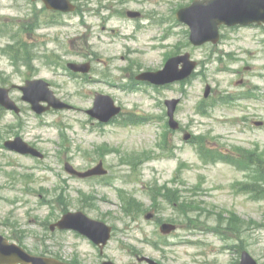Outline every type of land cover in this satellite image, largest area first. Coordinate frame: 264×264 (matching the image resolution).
Returning <instances> with one entry per match:
<instances>
[{
	"label": "rangeland",
	"instance_id": "374dc122",
	"mask_svg": "<svg viewBox=\"0 0 264 264\" xmlns=\"http://www.w3.org/2000/svg\"><path fill=\"white\" fill-rule=\"evenodd\" d=\"M120 1L124 4L84 0L81 8L97 10L107 4L113 16L125 7L143 11L152 20L136 24L133 30V21L112 19L106 24L109 30H100V18L83 12L84 20L94 24L91 30L79 17L72 19L73 27L42 25L25 30L20 38L26 47L12 46L17 55L26 51L24 63L21 57L15 61L3 46L18 39L19 30L14 28L24 20L38 17L43 22L51 15L40 13L41 5L29 0H0V86L10 87L24 109L20 118L12 111L0 115V233L32 253H53L76 264H102L105 259L148 264L137 256L160 264H237L241 250L264 264V197L254 200L238 189L255 175L217 157L221 151L235 149L255 150L264 158V28L224 27L218 44L194 47L187 45V31L170 27L173 18L167 17L187 0ZM143 23L149 25L147 29L140 28ZM91 50L98 51L99 59L109 60L98 62L95 57L94 74L106 68L113 78L109 81L122 85L127 84L123 77L162 68L176 51L192 53L199 61L198 75L184 86V92L182 85L123 91L106 83L85 85L49 64L48 55L53 53L67 62H81L84 58L76 53H90V58ZM30 77L52 82L58 96L74 108L37 116L14 86ZM207 85L211 90L205 98ZM96 90L111 94L126 114H151L155 122L95 126L85 110L92 106ZM231 96L239 98L222 101ZM171 98L181 99L177 130L168 125L165 101ZM187 134L196 136L201 148L185 143ZM16 136L45 157L6 150L4 141ZM100 160L108 170L104 182L81 180L65 170L66 162L85 170ZM64 208L83 210L115 228L103 254L84 238L49 229ZM162 222L175 223L177 229L163 236Z\"/></svg>",
	"mask_w": 264,
	"mask_h": 264
},
{
	"label": "water",
	"instance_id": "95a60500",
	"mask_svg": "<svg viewBox=\"0 0 264 264\" xmlns=\"http://www.w3.org/2000/svg\"><path fill=\"white\" fill-rule=\"evenodd\" d=\"M48 7L55 9L69 10L70 5L66 0H44ZM179 17L191 28V40L197 44H203L207 41L217 42L220 38L219 26L227 25H249L252 23H264V0H195L194 3L179 12ZM183 67L180 68V64ZM74 70L87 71L84 65L70 64ZM196 66V62L190 60V55H180L171 58L165 68L155 73H145L142 78L149 79L155 83H166L175 80H180L188 77ZM24 91L23 99L32 103V107L37 112H43L50 106L55 108L69 107L58 99L53 91L49 88V84L42 80H27L25 86H21ZM209 90V88H208ZM41 101H47L49 106L45 107L40 104ZM0 102L7 108L18 110V107L8 96V89H0ZM178 100L168 101L169 115L171 117V126L176 128L178 123L174 120V111ZM120 108L114 105V101L109 96L97 95L95 107L90 110V113L100 118L108 120L113 115L117 114ZM6 145L24 153H33L38 155L39 152L25 143L21 138H16L13 141L6 142ZM67 169L75 174L85 176L92 174L104 173L106 170L102 168L100 163L94 169L88 172H78L67 164ZM152 215L149 214L148 217ZM56 224L52 227L54 228ZM61 228H76L83 233L93 235L98 241V236L102 237L104 243L110 236L111 227L105 223L90 219L82 212L69 213L57 223ZM163 228H173L170 225H164ZM66 264L53 258L36 257L26 253L22 248L8 244L7 240L0 237V264L14 263L17 264ZM152 264H156L151 261ZM107 264H112L107 262ZM241 264H255L254 260L245 252Z\"/></svg>",
	"mask_w": 264,
	"mask_h": 264
},
{
	"label": "flooded vegetation",
	"instance_id": "af4514ba",
	"mask_svg": "<svg viewBox=\"0 0 264 264\" xmlns=\"http://www.w3.org/2000/svg\"><path fill=\"white\" fill-rule=\"evenodd\" d=\"M76 5H77V8H79V3L81 4V3H83L82 1H84V0H72ZM124 1H126V0H124ZM127 2V1H126ZM118 3L120 4H124V2H122V1H120V0H118ZM126 6V5H125ZM81 7H83V5L81 4ZM105 8H107V10L106 11H104V9ZM97 10H94V15H91V16H93V17H95V16H99L101 19H102V22H101V25H102V27H104V28H106L107 26H106V24L110 21V14H113V11L111 10V8H109V6H107V4H102V5H100V7H98V8H96ZM86 10H89L88 12L91 14L92 13V10H90V9H86ZM129 9H126L125 10V7H122L120 10H118L116 13L117 14H115V15H122V16H120V18H126V14H127V11H128ZM125 13V14H124ZM112 16L111 18H113V17H116V16ZM146 16V14H144L142 11H141V18H143V17H145ZM86 25H88L87 23H86ZM86 30H91V26L89 25L87 28H86ZM113 30H115L114 28H113Z\"/></svg>",
	"mask_w": 264,
	"mask_h": 264
},
{
	"label": "trees",
	"instance_id": "16d2710c",
	"mask_svg": "<svg viewBox=\"0 0 264 264\" xmlns=\"http://www.w3.org/2000/svg\"><path fill=\"white\" fill-rule=\"evenodd\" d=\"M23 46L24 47H26V44L25 43H23ZM262 162V161H261ZM254 165H256V168H257V172L261 175H264V162L263 163H256V164H254ZM62 203H64V204H67V202H65V201H62Z\"/></svg>",
	"mask_w": 264,
	"mask_h": 264
}]
</instances>
